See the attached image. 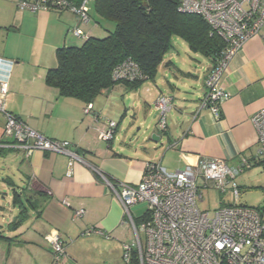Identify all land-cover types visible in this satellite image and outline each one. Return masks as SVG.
I'll return each instance as SVG.
<instances>
[{
  "label": "crops",
  "instance_id": "1",
  "mask_svg": "<svg viewBox=\"0 0 264 264\" xmlns=\"http://www.w3.org/2000/svg\"><path fill=\"white\" fill-rule=\"evenodd\" d=\"M50 11L38 15L40 19L47 16L51 29L48 58L38 71L26 73L27 60L22 55L0 51V58L14 61L6 103L8 110L30 128L50 139L69 141L79 159L70 165L67 154L28 153L14 145L3 137L5 116L0 112V155L17 154L20 180L28 187L14 190L20 194L13 202L19 213L12 211L7 233L0 224V264H54L50 240L55 237L66 246L58 264H122L124 246L133 236L131 218L139 225L146 207L135 205L131 215L126 214L103 176L114 184H137L149 163H160L173 171L195 166L201 157L220 158L231 165L241 157L253 159L258 133L252 116L264 108V27L230 62L222 80L230 98L222 103L219 115L202 106L205 77L213 60L207 57L201 71L192 72L194 69H183L165 56L153 80L141 76L137 85L117 83L100 93L85 113L84 101L61 96L58 89L46 84L45 75L53 66L57 48L55 53L51 49L54 44L59 47L65 43L77 27L87 35H101L107 29L100 26L96 13L87 23L75 17L74 26L72 20L63 19L65 11L57 12L58 16ZM161 67L163 77L159 79ZM185 77L196 79L198 87H193L192 93L185 91L189 86ZM160 94L173 101L165 130L150 120L157 117L154 102ZM129 112L133 116L120 140L117 133ZM106 119L117 122L110 142L99 137ZM137 125L139 135L133 133ZM246 175L243 173L242 179ZM7 180L16 184L10 177ZM81 208L85 213L77 216ZM21 213L24 219L20 225H13Z\"/></svg>",
  "mask_w": 264,
  "mask_h": 264
},
{
  "label": "built area",
  "instance_id": "2",
  "mask_svg": "<svg viewBox=\"0 0 264 264\" xmlns=\"http://www.w3.org/2000/svg\"><path fill=\"white\" fill-rule=\"evenodd\" d=\"M89 2L83 0L76 6L66 0H18L17 6L22 11L36 13L68 5L81 23H87ZM179 10L201 15L212 32L225 40V48L214 59L205 77L206 91L202 98V106L219 115L222 103L230 98L222 80L234 56L264 27V0H180ZM72 34L79 39L87 36L78 27ZM13 64V60L0 58V112L5 116L3 137L28 153L41 150L67 154L69 164H73L79 156L71 149L69 141L44 136L8 110L6 100ZM125 74L119 71L117 75ZM129 76L135 78L132 72ZM139 76L142 75L139 73ZM154 105L157 127L165 130L173 108L172 98L160 94ZM91 109L92 104H89L84 112ZM252 121L258 133V150L253 159L241 157L231 165L220 158L201 157L197 165L173 171L160 163H149L137 184H114L103 176L126 214L131 215L135 205L146 207V215L139 225L131 218L137 240L133 245L124 246L126 264H133V258L137 264H264L263 216L258 208L239 203L237 183V178L255 165L264 168V108L252 116ZM116 127V121L106 119L100 129V139L112 141ZM200 178L204 188L211 186L222 192L229 191L234 203L216 209L210 216L199 207ZM84 213L85 209L81 208L76 215ZM50 245L53 263L58 264L66 253L64 243L55 237Z\"/></svg>",
  "mask_w": 264,
  "mask_h": 264
},
{
  "label": "trees",
  "instance_id": "3",
  "mask_svg": "<svg viewBox=\"0 0 264 264\" xmlns=\"http://www.w3.org/2000/svg\"><path fill=\"white\" fill-rule=\"evenodd\" d=\"M82 1L66 0L76 6ZM179 2L93 0L89 16L91 18L92 13H96L98 23L107 32L87 35L75 44L65 41L57 47V63L47 70L46 84L58 89L61 96L78 98L89 105L100 93L117 83L137 85L139 73L153 80L165 54L172 47L174 33L185 39L196 52L214 61L225 48V40L212 32L201 15L179 10ZM67 6L51 10L67 11ZM119 71L126 74L118 76ZM130 72L135 75L134 79L129 76ZM18 195L14 192L13 202L18 200ZM19 217L20 220L13 225H20L24 219L22 213ZM133 264H137L136 258H133Z\"/></svg>",
  "mask_w": 264,
  "mask_h": 264
},
{
  "label": "rangeland",
  "instance_id": "4",
  "mask_svg": "<svg viewBox=\"0 0 264 264\" xmlns=\"http://www.w3.org/2000/svg\"><path fill=\"white\" fill-rule=\"evenodd\" d=\"M17 3L18 0H0V51L7 49L10 52L13 51L22 55L27 60L25 64V72L27 73L28 71L30 75H33V73L42 67L41 62H44V59L48 54L51 30L50 21L47 16H44L41 19L38 16L43 12H46L45 10L36 13L22 11L18 9ZM89 6H93V0H90ZM50 12L56 13L57 16L59 14L57 11ZM65 17H63V19H65L66 22L72 20V22H74L73 25L75 26L76 15L72 11H65ZM171 39L172 47L165 54V59L171 58L174 61H177V66L182 67L183 69H194L192 72L201 71L202 66L208 62V58L202 53L196 52L192 49L187 41L180 35L174 33L172 34ZM79 41V38L73 37L71 32L67 35V43L75 44L79 43ZM56 48L57 46L54 44V48L51 50L55 53ZM46 58H48V56ZM52 59V65L54 66L57 63L55 54ZM37 61H39V63ZM161 68L162 69L158 74L159 79H162L163 77L162 70L164 67ZM174 72L177 73V70L174 69ZM167 74H169V77L173 76L171 70H168ZM186 80H188L187 82L189 86L186 87L187 90L185 91L192 93L194 91L193 87H196V89L198 87L196 79L194 77H185L184 81ZM132 116L133 113H130L128 118L124 119L120 126L119 132L117 133V136L121 137L120 140L123 139L126 132L125 129L131 122ZM169 116L168 120H170ZM150 120L153 122L154 126L156 124L157 127L158 118L151 117ZM138 127L139 126L137 125L133 130V133H136V135H139V132L137 131ZM16 158V153L0 155V224L3 225V231L6 233L8 232L7 227L9 226V223L13 220L11 214L14 210V190H20L22 188L26 190L28 189L25 184L21 183L19 168L15 163ZM246 172L248 173L246 179H242L241 175L237 178L240 190L239 203L258 208L263 216L264 222V168L261 165H256ZM8 177L12 178L16 184H9L7 180ZM199 183H201L202 186V197L199 199V207L202 210L209 212L210 216H213L216 209L228 205L229 203H234V198L229 191L222 192L211 186L204 188L203 180L201 178L199 179ZM19 185L20 188L18 187ZM23 200H25V197H23ZM25 203L28 205L26 201ZM14 211L15 213L17 212V214L19 213L17 208ZM140 236L144 239V235L141 231ZM136 240V233L133 230L130 244L133 245ZM119 263L116 261L114 262V264ZM122 264H126L124 258Z\"/></svg>",
  "mask_w": 264,
  "mask_h": 264
},
{
  "label": "water",
  "instance_id": "5",
  "mask_svg": "<svg viewBox=\"0 0 264 264\" xmlns=\"http://www.w3.org/2000/svg\"><path fill=\"white\" fill-rule=\"evenodd\" d=\"M156 115H157V113H156Z\"/></svg>",
  "mask_w": 264,
  "mask_h": 264
}]
</instances>
